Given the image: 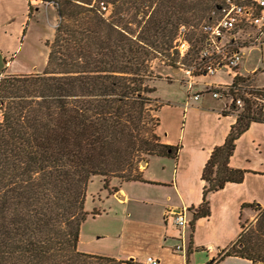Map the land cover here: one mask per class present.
Masks as SVG:
<instances>
[{"label": "trees", "instance_id": "trees-1", "mask_svg": "<svg viewBox=\"0 0 264 264\" xmlns=\"http://www.w3.org/2000/svg\"><path fill=\"white\" fill-rule=\"evenodd\" d=\"M44 2L58 14L47 70L0 80V264H130L78 249L84 222L98 214L85 210L88 182L101 176L105 190L113 178L146 183L141 162L177 159L180 146L157 134L162 105L155 106L154 82L161 77L154 62L177 68L181 29L196 32L223 0ZM252 111L246 100L211 153L193 225L211 215L210 193L243 181L245 171L233 170L230 158L250 124L264 122ZM245 207L259 217L249 229L241 222L236 242L209 264L227 257L264 264V208Z\"/></svg>", "mask_w": 264, "mask_h": 264}, {"label": "crops", "instance_id": "crops-1", "mask_svg": "<svg viewBox=\"0 0 264 264\" xmlns=\"http://www.w3.org/2000/svg\"><path fill=\"white\" fill-rule=\"evenodd\" d=\"M39 6L31 7L30 0H0V50L23 49L35 26ZM216 101L209 96L195 101L187 94L181 103L164 101L157 134L161 143L180 146L177 159L151 157L140 170L146 183H123L111 193L126 207L131 203L157 207L163 223L141 222L127 214L119 233L121 253L117 259L120 261L143 263L150 257L159 264H188L190 255L201 251L216 258L238 239L242 217L250 209L245 205L264 208V122H252L237 139L230 158L233 170L245 171L243 181L229 182L222 190L210 193L211 215L197 219L193 225L196 208L204 198L203 170L211 153L224 144L238 120L237 114L217 108ZM182 209L187 210L186 220L192 231L189 248H186V229L176 226L171 214ZM180 238L184 253H174L172 250L181 242ZM230 263L252 264L239 257H227L220 264Z\"/></svg>", "mask_w": 264, "mask_h": 264}, {"label": "rangeland", "instance_id": "rangeland-1", "mask_svg": "<svg viewBox=\"0 0 264 264\" xmlns=\"http://www.w3.org/2000/svg\"><path fill=\"white\" fill-rule=\"evenodd\" d=\"M56 8L42 4L39 6V12L35 18L33 30L27 43L19 51L0 50V76L4 75H19L27 73H43L47 70V54L49 53L48 44H50L55 37V22L57 18ZM110 11V9H109ZM108 11V12H109ZM109 16V13L107 14ZM107 16V17H108ZM58 22V18H57ZM56 22V25H57ZM199 30L191 31L188 29L183 30L182 34L189 44V50L186 56L182 59V63L187 66L192 65L198 58V47L194 39L195 35L199 36ZM199 33V34H198ZM24 41V39L22 40ZM180 59V58H179ZM156 68L155 73L161 77L154 82L156 93L154 99L157 100L155 106L163 105L164 101H172L181 103L186 97V87L182 79L183 74L178 68L164 66L159 60L154 62ZM240 72L248 74L249 81L245 84L252 88H264V50L247 48L244 50V59H242ZM3 77V78H4ZM205 83L215 84H230L232 77L225 76L223 72L217 73L213 76H208L202 79ZM245 86V87H246ZM202 89L199 86L196 91ZM254 94V93H253ZM260 96V93H257ZM217 103V108L224 109V103ZM254 114L256 110L252 108ZM166 110L165 113H167ZM225 112V111H224ZM241 112V111H240ZM147 161L141 162L139 170L146 166ZM154 164L152 163V166ZM105 190L104 178L101 176L94 177L91 182H88L87 197L85 201V210L90 215L91 213H98L94 218L89 216L84 222L80 230L81 239L79 248L80 251L91 255H100L103 257H118L121 253L119 233L123 226L127 214L131 213L132 219L140 220L141 222H151L154 224L161 223V211L157 207H144V205H136L131 203L127 207L121 205L115 197L111 194L114 188L121 185V181L117 179H110ZM128 189V188H127ZM260 211L257 208H250L242 217L246 229H249L259 217ZM190 217V216H188ZM163 223V221H162ZM187 231L186 248L190 247V227L186 228ZM181 239V238H180ZM208 252V251H207ZM218 255L216 256V258ZM216 259L206 251L193 252L190 255L188 264H209L212 259ZM130 264H143L134 263L132 260ZM232 262V261H231ZM237 262V261H236ZM240 264V263H230Z\"/></svg>", "mask_w": 264, "mask_h": 264}, {"label": "built area", "instance_id": "built-area-1", "mask_svg": "<svg viewBox=\"0 0 264 264\" xmlns=\"http://www.w3.org/2000/svg\"><path fill=\"white\" fill-rule=\"evenodd\" d=\"M42 4L53 6L44 0H30L31 7ZM101 10L105 13L109 11L108 7H102ZM183 30L185 29H181L176 41V49L180 54L177 68L183 74L182 82L187 96L195 101L209 96L224 103L223 111L233 112L238 116L246 106V100H249L251 108L256 110V114L252 111V115L264 120V88L246 86L249 81L248 74L240 72L245 49H260L261 52L264 50V0H223V6L212 12L209 20L199 26L198 32L202 41L199 44L198 58L189 66L182 63L189 50ZM221 72L232 77L230 84H207L201 80ZM240 80L245 81L237 84ZM199 86L203 89L196 91ZM257 93H260L259 97ZM171 214L175 225L180 229L185 230L190 225L186 220V209ZM180 241L173 248L174 253H184L182 238ZM159 263L157 259L150 257L143 262Z\"/></svg>", "mask_w": 264, "mask_h": 264}, {"label": "water", "instance_id": "water-1", "mask_svg": "<svg viewBox=\"0 0 264 264\" xmlns=\"http://www.w3.org/2000/svg\"><path fill=\"white\" fill-rule=\"evenodd\" d=\"M261 264V263H260Z\"/></svg>", "mask_w": 264, "mask_h": 264}]
</instances>
